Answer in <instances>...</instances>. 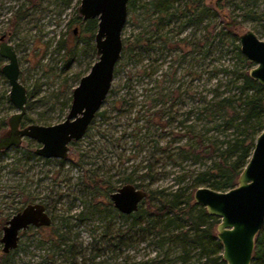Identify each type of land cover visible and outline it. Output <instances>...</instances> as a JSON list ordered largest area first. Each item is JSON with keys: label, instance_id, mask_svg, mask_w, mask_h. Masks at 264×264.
Here are the masks:
<instances>
[{"label": "rangeland", "instance_id": "obj_1", "mask_svg": "<svg viewBox=\"0 0 264 264\" xmlns=\"http://www.w3.org/2000/svg\"><path fill=\"white\" fill-rule=\"evenodd\" d=\"M151 1L136 0L135 6L129 8L123 41L125 47L138 34L144 33L156 48L134 57L123 48L112 88L99 111H106V118L97 114L92 129L71 145L67 159L61 163L53 158L46 161L28 157L25 151H35L39 147L36 141L31 146L28 139L20 147L5 150L0 155V222L5 221L3 226L19 208L28 204V200H34L30 203L45 204L57 221L68 217L69 224L75 225L70 235L72 238L78 235L77 240L86 248L87 257L91 250H101L96 261L127 264L130 258L144 260L162 252V248L150 239L139 242L135 248H116L114 238L118 229H126L130 223L118 215L95 213L80 222L75 215L87 209L94 193L88 191L86 185L92 189L95 181L101 182L96 196L106 203L111 200L106 183L110 182L116 190L128 176L135 183H150L148 189H174L181 177L184 180L180 185L191 183L193 171L203 166L183 157L170 159L156 150L155 139L159 137L164 145L179 133L174 116L185 118L184 113L193 103L186 91L196 95L194 102L199 103L198 99L203 96L212 97L217 84L220 83L221 91L228 88L222 67L250 70L255 66L239 61L236 45H240L239 36L247 30L255 31L264 40V0H205L210 13L200 24L184 26V19H181L165 26L159 24V27L156 15L150 10ZM80 2L0 0V35L6 33V40L17 50L20 79L28 92H32L26 113L37 124L39 119L49 118L55 124L66 118L70 107H64V103L72 99L81 78L99 59L95 41L93 45H86L83 25L74 22L81 16ZM229 23L231 28L227 27ZM61 40L67 42L68 48L59 49ZM76 44L73 58L65 66L68 51ZM5 63L6 59L0 56V68ZM9 92L8 80L1 76L0 119H5L7 124L16 112ZM121 98L126 102L121 103ZM159 109H164L165 114L158 115ZM206 120L192 117L186 124L194 122L200 130L213 125L205 124ZM181 139L179 143L187 141L185 136ZM177 144L174 142L172 147ZM148 162L153 166L150 170L146 167ZM108 226L111 232L105 235ZM44 228L43 233H48V227ZM214 233L217 235V226ZM40 236L36 227L23 231L11 264H42L47 253L53 251L50 242L44 247L38 244ZM2 248L0 241V252ZM166 249H172L169 256L174 260L172 264H184L175 259L180 253L179 246L167 244ZM197 252L193 250L191 254L196 258ZM58 261L63 258L59 256Z\"/></svg>", "mask_w": 264, "mask_h": 264}, {"label": "trees", "instance_id": "obj_2", "mask_svg": "<svg viewBox=\"0 0 264 264\" xmlns=\"http://www.w3.org/2000/svg\"><path fill=\"white\" fill-rule=\"evenodd\" d=\"M135 4L136 0H129L128 7H134ZM149 4L151 12L156 15L158 27L159 24L163 23L165 26L171 24L173 20L179 22L181 19H184V26L200 24L210 13V9L205 5V0H152ZM17 16L16 12L14 17ZM74 22L83 25V33L85 34L83 40L86 45H93L98 20L84 21L81 16H77ZM227 27L231 28V24H227ZM58 47L59 49L68 48L67 42L59 41ZM153 48H156V45H153L151 38L140 33L124 47V51H129L134 57L142 51H150ZM75 49H77V44L68 51L69 59L65 66L72 60ZM236 49L239 61L249 64V61L242 54L239 44L236 45ZM222 71L227 76L228 91H226L227 89L219 90L221 86L219 83L212 90V97L207 99L206 96H203L201 100L198 99L199 103L194 102L196 95L186 91L193 103L184 113L185 118L178 119L176 115L174 116V119L177 120V128H180L179 133L164 145H161L162 139L159 137L155 139L156 150L170 159L175 158V156L177 158L183 157L203 166V168L193 171L189 185H180L184 180V177H181L178 187L174 189H148L150 183H135L128 176L124 179V184L134 183L148 191V196L140 204L139 210L129 215L117 211L111 200L106 203L98 200L96 195L101 189V182L95 181L92 189L86 185L88 191L94 193L91 200L88 201L89 206L86 209L88 212L83 209L75 215L80 222L88 220L90 214L95 213L105 216L118 215L126 218L130 223L127 224L126 229H118L114 238L116 248H122V246L135 248L139 242L150 239L162 248L164 253H157V255L144 260L130 258L127 264H172L174 260L169 258L172 249H166L167 244H175L180 247V253L175 259L182 260L184 264H226L222 256V243L214 233L219 218L209 215L205 207L197 204L193 194L201 186L218 191H227L237 185L239 175L253 152L257 136L264 128V87L251 78L249 70H245L243 67L233 70L222 67ZM193 76L195 77L194 74ZM31 96L32 92H28V97ZM69 100L64 103V107H70L71 97ZM120 102L125 103L126 99L121 98ZM26 108L28 110V103ZM157 113L164 115L165 111L159 109ZM98 115L106 118V111H101ZM192 117L196 120L204 117L207 119L205 124L211 123L213 125L199 130L198 125L194 122L186 124ZM50 120L49 118L39 119L38 123L50 125L52 124ZM31 123H36V121L26 113L22 124ZM7 127V121L0 119V136L6 132ZM184 129V134H182L181 131ZM217 132L220 134L216 135ZM184 136L187 141L179 143ZM176 141L178 144L176 147H172ZM28 142L31 146L35 143L32 139H28ZM73 144L76 143L73 142ZM4 152L0 151V155ZM25 152L29 155L28 157L44 159L38 156L34 150ZM45 160L49 161L50 159ZM60 162L63 163L64 161ZM146 167L150 170L153 167L152 163L148 162ZM106 184L108 193L115 191V187L110 182ZM33 201L28 200L27 203L30 204ZM103 205L105 208L102 209ZM52 219L53 223L48 227L47 236L43 233L45 228H39L41 236L38 244L44 247L46 242H50V249L53 251L47 253L42 264H111L107 260L96 261L101 256V250L98 248L91 250V255L87 257L86 248L83 243L77 240L78 235H75L74 238L70 235L75 225L69 224L68 217H62L60 221H57L56 217H52ZM3 223L5 221L0 222V231ZM110 229L111 226L105 229V235L111 232ZM17 250L18 248L10 253L0 252V264H11L13 252ZM193 250H198L196 258L195 255L191 254ZM59 256L63 258V261H58ZM193 257L195 260L191 261ZM252 264H264V226L256 238Z\"/></svg>", "mask_w": 264, "mask_h": 264}, {"label": "water", "instance_id": "obj_3", "mask_svg": "<svg viewBox=\"0 0 264 264\" xmlns=\"http://www.w3.org/2000/svg\"><path fill=\"white\" fill-rule=\"evenodd\" d=\"M128 3L129 0H81L82 18L98 20L95 47L99 59L73 90L66 118L55 124H22L27 112L28 89L20 79L15 46L5 40V34L1 36L0 56L6 63L0 68V81L1 76L8 80L9 98L16 112L8 119L6 132L0 136V151L20 147L25 139H32L39 144L35 150L38 156L68 157L71 143L85 136L112 88L124 48ZM239 42L242 54L255 65L249 70L250 77L264 87V40L255 31L247 30L239 36ZM147 196V189L126 183L111 193L110 199L115 209L129 215L139 210ZM193 198L209 215L219 218L217 237L222 243L226 264H252L256 238L264 226V128L235 187L218 191L201 186L194 191ZM52 223L44 204H27L3 226L2 251L10 253L17 249L21 233L30 227H49Z\"/></svg>", "mask_w": 264, "mask_h": 264}, {"label": "flooded vegetation", "instance_id": "obj_4", "mask_svg": "<svg viewBox=\"0 0 264 264\" xmlns=\"http://www.w3.org/2000/svg\"><path fill=\"white\" fill-rule=\"evenodd\" d=\"M4 34L6 35V38H7V34H6V33L1 34V35H0V43H1V36L4 35ZM6 38H5V40H6ZM70 106H71V105H70ZM92 123H93V122H92ZM91 125H92V124H91ZM90 127H91V126H90ZM90 127H89V128H90ZM7 129H8V128H7ZM88 130H89V129H88ZM87 132H88V131H87ZM34 141H35V140H34ZM75 143H77V141H76ZM71 145H73V142L71 143ZM71 145H70V149H71ZM69 152H70V151H69ZM42 158H43V157H42ZM44 159H52V158H44ZM53 159H58V158H53ZM66 159H67V158H66ZM66 159H58V160H59V161H65ZM125 184H126V183H125ZM122 185H124V184H122ZM122 185H121V186H122ZM118 188H119V187H118ZM118 188H117V189H118ZM117 189H116V190H117ZM116 190H115V191H116ZM115 191H114V192H115ZM112 193H113V192H112ZM110 195H111V193H110ZM111 202H112V201H111ZM35 203H36V202H35ZM37 203H38V202H37ZM42 204H43V203H42ZM44 205H45V204H44ZM45 207H46V205H45ZM46 210H47V207H46ZM116 210H117V209H116ZM117 211H118V210H117ZM47 212H48V210H47ZM48 213H49V212H48ZM49 214H50V213H49ZM51 217H52V216H51Z\"/></svg>", "mask_w": 264, "mask_h": 264}]
</instances>
